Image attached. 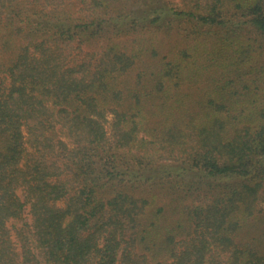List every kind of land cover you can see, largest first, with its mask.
<instances>
[{"label":"trees","instance_id":"trees-1","mask_svg":"<svg viewBox=\"0 0 264 264\" xmlns=\"http://www.w3.org/2000/svg\"><path fill=\"white\" fill-rule=\"evenodd\" d=\"M0 97V264H264V0H0Z\"/></svg>","mask_w":264,"mask_h":264},{"label":"rangeland","instance_id":"rangeland-1","mask_svg":"<svg viewBox=\"0 0 264 264\" xmlns=\"http://www.w3.org/2000/svg\"><path fill=\"white\" fill-rule=\"evenodd\" d=\"M76 9H78V8H76ZM0 102H1V97H0ZM128 103H129L128 99H123V101H121V103H120V109L126 108ZM112 117L113 116L110 113L109 119H111ZM107 126H109V124H107ZM186 229H187V231H185V233L182 234L181 237L188 239V236L190 235V233L193 229V225L191 222L190 223L187 222V228ZM149 259H150V264H175V258L173 257L172 253H169V252L165 253V254L157 255V257L151 255L149 257Z\"/></svg>","mask_w":264,"mask_h":264}]
</instances>
